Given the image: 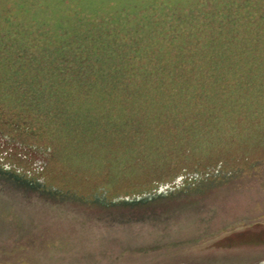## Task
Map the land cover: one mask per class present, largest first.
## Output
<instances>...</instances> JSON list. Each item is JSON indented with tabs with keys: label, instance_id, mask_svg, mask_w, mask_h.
<instances>
[{
	"label": "trees",
	"instance_id": "trees-1",
	"mask_svg": "<svg viewBox=\"0 0 264 264\" xmlns=\"http://www.w3.org/2000/svg\"><path fill=\"white\" fill-rule=\"evenodd\" d=\"M6 8L0 138L41 191L87 201L109 185L115 200L133 198L170 176L264 162V0H141L42 17L32 31ZM254 129L253 146L236 144Z\"/></svg>",
	"mask_w": 264,
	"mask_h": 264
},
{
	"label": "rangeland",
	"instance_id": "rangeland-1",
	"mask_svg": "<svg viewBox=\"0 0 264 264\" xmlns=\"http://www.w3.org/2000/svg\"><path fill=\"white\" fill-rule=\"evenodd\" d=\"M140 1L0 0V15L7 6L16 28L32 31L42 17L58 21L75 9L119 14ZM258 131H240L236 144L253 146L245 138ZM228 135L229 128L222 143ZM5 141L0 138V264H264V162L170 176L133 198L115 200L106 185L85 201L35 187L40 174L12 166L6 150L16 157L20 150ZM44 161L36 162L39 171Z\"/></svg>",
	"mask_w": 264,
	"mask_h": 264
}]
</instances>
